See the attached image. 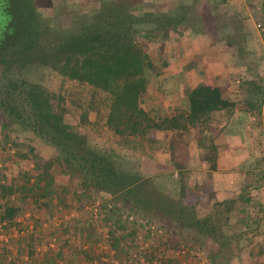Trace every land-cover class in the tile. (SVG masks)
Segmentation results:
<instances>
[{"label":"trees","instance_id":"obj_1","mask_svg":"<svg viewBox=\"0 0 264 264\" xmlns=\"http://www.w3.org/2000/svg\"><path fill=\"white\" fill-rule=\"evenodd\" d=\"M132 1L135 0H102L95 13L90 17L79 15L76 27L58 40L45 23L42 29H38L41 36L30 39L32 50L39 49L34 56L61 76L87 83L108 94L110 104L106 126L115 135L126 141L133 138L151 145L160 141L155 135L157 132L196 130L199 143L208 150L203 153V158L212 162L217 155L212 136L215 113L234 110L242 102L225 98L220 86L199 83L188 91V110L184 112L157 116L144 105L147 72L154 70L147 50L150 40L165 42L171 33L180 37L185 32L200 33L205 31V24L195 16V4H181L170 12L156 14L152 11L137 13ZM230 18L234 33L221 40L234 45L241 58L247 40L243 20L239 15ZM196 20L200 25L194 28L195 25L191 24ZM221 24L228 27L226 22ZM30 32L33 35L39 33L37 30ZM21 93L23 102L14 101L5 107L9 117L28 122L37 136L48 139L47 134H50V142L60 150L58 155L45 158L35 156L36 147L26 145L27 153L21 155L35 157L33 170L36 172H24L19 186L6 184L0 187L1 199H10L15 193L23 197L22 209L6 207L4 214L0 215V223L6 231L19 233L12 241L20 246L26 245V262L32 261L41 241L50 238L54 239V245L46 243L47 251L37 264H113L114 258L125 260L127 264H180L177 258L159 261L155 251L142 248L143 232L146 236L152 235L147 228L149 223L169 225L179 222L184 229L215 236L229 225L227 214L238 202H230L231 206L217 203L215 213L200 217L196 207L200 201V185L188 183L187 164L179 156L180 162L175 156L172 158L182 183L177 198H174L159 189L151 177L126 170L114 154L91 146L87 135L76 131L75 126L67 121L69 109L64 105L62 95L37 82L23 86ZM247 105L252 103H243V107ZM24 109H28L26 116L22 115ZM79 118L81 124L88 123V111L84 109ZM57 165L63 177H68L70 185L76 181L79 197L94 198L90 200L92 202L99 200L97 216L92 218L95 222L84 226L75 217L66 219L67 208L64 209L62 201L70 187L58 182ZM27 205H35L47 215V226L44 227V222L39 221L33 212L32 218L27 220H32L34 231L22 235L27 224L18 220V213H24ZM130 216H133L131 221L128 220ZM52 217L55 218L53 221ZM233 237L216 238L223 250ZM102 241L106 242L107 248L100 252L98 247ZM1 248L5 250L4 246ZM219 251L213 254L215 260L221 255L222 251Z\"/></svg>","mask_w":264,"mask_h":264},{"label":"rangeland","instance_id":"obj_2","mask_svg":"<svg viewBox=\"0 0 264 264\" xmlns=\"http://www.w3.org/2000/svg\"><path fill=\"white\" fill-rule=\"evenodd\" d=\"M66 1L74 3L72 6L74 12L85 17H90L98 10L100 2L102 0ZM141 1L142 0L132 1L135 4L134 6L137 13L143 11H152L158 14L174 9L173 7H176L179 3H189L192 0H161L164 1L161 5H157L156 2H160V0H147L148 2L142 1V4ZM199 1L201 3V0ZM145 2L146 4H144ZM200 6H194L196 10L194 13L195 16L199 17L198 14L200 8H203L207 12H210L206 5L200 4ZM222 17L225 19L229 18L227 14H224V16H221V21L215 22L212 21V19L210 21H207V26L211 27V37L209 39L213 41V45H219L218 42H224L221 40L222 38L220 37V35L222 36L224 35L223 33L226 34L228 31L233 30V28H226V30L222 29L221 23L224 22L222 21ZM193 23L194 24L191 25H195L194 28H197V25H200L197 20ZM253 29L256 32V28L254 27ZM260 34L263 35V32ZM251 38V41H253V45H257V48L261 49L260 36H258L257 32L255 35L253 32ZM173 39L174 40H167L168 49L169 47H171V45L174 46L176 37ZM150 41L151 42L147 44V50L150 54L151 59L153 60L154 70L147 72L149 90L145 96L144 105L147 109H151V111L157 116L171 115L179 111L184 112L187 110L186 107L188 106V99L186 95L182 96V91L184 92L185 89L182 88L181 84L184 83L186 79H188L189 81L195 80L197 78V75L192 74L190 76H186V74H183L181 70H179V68L177 69L174 66V64L179 63V60L177 59H175L173 67L171 66V70H169V68H166V65L162 63L161 59L159 58V55L162 56V54L160 53L165 48L166 43H164V41L162 40H159L155 43L153 42L154 40ZM185 49L188 50L184 51L185 53H193V50L190 49V46L186 47ZM189 50L192 52H189ZM189 58L187 57L186 59ZM237 61L239 62V66L255 65L254 54L252 56L251 52L249 51H245L244 57L239 58ZM190 65H192V67H198V64L195 61H193V63H189V66ZM242 70L243 69L237 70V74L233 78V80L246 77V75L241 73ZM251 72L253 73L254 71L251 70ZM171 73H174L173 79L170 78ZM255 73L258 74L259 77L264 78V70L259 68L254 72V74ZM166 79L171 80V84H169L168 82H164ZM29 81L41 83L51 91L64 97V105L69 109V112L66 114L68 119L67 121L71 122L75 126L76 131L87 135L88 142L91 146L98 150H101L102 152L114 154L117 159L122 162V164L124 165L123 167L126 170L136 171L143 174L144 176L151 177L158 188L167 193L170 197L177 198L178 191L180 190V184H182L178 179L177 168H175L172 163L173 155L175 156V153L177 151H179L180 153L187 152L185 156L190 153L192 159V157H198L196 154H202L204 152L207 153L208 151L206 150L200 153L197 141L198 132H196V130L189 132H157L155 135L158 137H156L158 140L160 139V141L156 144L151 145L145 141L132 140L133 138H130V140L126 141L120 136L115 135L106 126V116L108 113L110 100L108 94H106L105 92L97 90L87 83H80L75 80L67 79L50 68H42L35 75H32ZM162 81L163 84H159ZM176 82H181L179 84L180 86H174L175 84H177ZM15 101L19 103L23 102L22 99H18ZM84 109L88 111L89 122L81 124L79 122V117L80 113ZM27 110L25 111L24 109L22 115L26 116ZM225 116L227 115H219L220 124L222 123L223 119H225ZM256 121H258V119ZM220 124L215 127L217 128ZM49 135L47 134L48 139L43 138V136H37L28 122L14 118L13 116L12 118H10L7 114V109L0 108V187L6 184H15L16 186H19L22 183V175L24 174V172H36L33 170L35 157L28 156L25 158L21 155L22 153H27L26 145H32L36 147L37 155L35 156L49 158L60 153L59 148L55 146V144L50 142ZM177 160L179 162L181 161V159ZM258 164L260 165V163ZM259 165H257V163H254L251 167L256 168ZM237 168L244 169V166ZM208 169L210 170L209 166L206 167L202 164H197L196 162H193L189 168L187 167V170L189 171L188 177L190 176L191 185L194 182H199L201 178H207L208 176H206V171ZM55 173L57 175L58 182L65 183L70 187L65 200L62 201L64 202V209L67 208V213L65 212L64 214L66 219L75 217L76 219L82 221L84 223V226H87L88 222H93L95 219L92 218L96 217L98 213L97 209L100 203L99 200L95 199L94 202H92L90 200L94 198H90V200H87L84 197H79V195L76 194V181H72L70 185L68 177H63V175L61 174L60 166L57 165ZM262 183L264 184L263 180ZM22 198V195H20L19 193H15L10 199H1L0 193V215L4 214L5 208L9 206H15L22 209ZM27 206L28 209H26L24 213H18V220H20L24 224H29L28 226L25 225V235L29 233L27 227L29 229V226L32 225V220H27V218H32L33 212H35V215L39 218V221L42 220V222H44L42 223V225L44 227L47 226V223L45 222V218L47 217V215H45L42 211H39L35 205ZM196 207L198 215L201 217L210 215L211 213H215L214 211L216 204L211 205V203L205 197H202V199L200 198V201ZM221 209L222 208H219L218 210ZM227 215L230 216V214ZM54 219L55 218L52 217V221ZM157 225H161L162 228H165L166 233L164 232L162 235L155 234L154 236H146L143 232V234L141 235L143 236V240L140 244L143 249L150 248L155 251L157 259H160L159 261L165 260V258L167 257L166 254H168V257L177 258L180 264H204V262L201 260L206 259L211 261L210 264H248L245 262H230L229 257H231V255H233L235 251H233L230 247H224L223 250L220 247V243H218L219 239L216 237L224 238L225 236H230L233 233V231L226 225L222 228L221 232L217 234V236L211 234L208 235L209 233L203 234L202 232H198L197 234L196 230L182 228L179 222H174V224L169 225H163V223L159 222L157 223ZM38 227L42 228L40 225H38ZM118 232L121 233L120 231ZM104 234L105 233L103 232V235ZM15 238L16 237H13L7 244H0V249H2L1 247L4 246L6 253H14V259H16L14 261H18V264H25V262L27 261L25 257H28L27 247L25 244L20 246L18 242H13L12 240ZM47 241L48 238H45L41 241L42 244L39 245V251L37 249L32 261L30 263H26L37 264L40 259H43L45 255L44 252L47 251V248L45 247ZM105 243V241H102L100 243L98 251H103V249L101 250V248L105 247ZM6 248L9 249L7 250ZM216 251L222 252L220 257L215 260L213 254ZM41 253H43V255H41ZM1 259L2 258H0V261ZM1 263L16 264L13 261L9 260L8 262L3 261ZM252 264L264 263L259 262Z\"/></svg>","mask_w":264,"mask_h":264},{"label":"crops","instance_id":"obj_3","mask_svg":"<svg viewBox=\"0 0 264 264\" xmlns=\"http://www.w3.org/2000/svg\"><path fill=\"white\" fill-rule=\"evenodd\" d=\"M156 2L157 5H161L164 1L160 0V2ZM181 4H195L197 6L204 4L208 7L210 12L200 8V6L198 14L199 19L205 24V31L198 34L195 32H185L181 37L175 33H171L169 40H174L173 38L176 37V42L169 49L167 48L168 41L164 42L166 43L165 50L163 49L160 53L162 56L159 55L161 62L166 65V68L171 70L175 59H177L179 63L174 64V66L177 69L179 68L183 74H186V76L197 75L195 80H183L184 83L181 85L185 90L184 92L181 90L182 96H187L188 91L199 83H206L222 87L225 98L242 103L238 104L234 110H222L215 113L216 120L213 124L212 136L213 143L217 147V155L212 162L203 160L202 152L206 151V147L199 143L198 137V146L202 154H196L198 157H192L191 159L190 153L185 156L187 152L180 153L177 151L175 157L178 158L179 156L184 160L183 162L187 164L188 168L193 162L206 167L214 166L213 169L210 168V170L206 171L207 178H201L199 182L193 183L200 185L198 195L201 199L205 197L211 205L226 203V205L231 206L230 202H238L230 212L229 225H227L233 231L232 235L234 236L228 247L235 251L229 257V261L245 262L248 264L264 263V184L262 183L264 170V78L259 77L256 73L254 74L259 68L264 70V32L261 35L262 31L256 26L259 22L264 24V0H201V3L199 0H192L189 3H179L178 5ZM176 7L173 8L175 9ZM171 10L166 12H170ZM224 14L229 16L228 19L222 17V21L228 24L227 28H233L230 24L231 16L239 15L243 20V32L247 38L244 50L251 52L252 56L254 54L255 65L239 66L237 60L240 57L234 45L228 44L226 41L218 42L219 45H213V41L209 39L211 37V27L207 26V21L211 19L215 22L221 21V16H224ZM221 26L222 29L226 30L223 24ZM254 27L258 36H260L261 49H258L257 45H253V41H251L253 32L254 35L256 34L253 29ZM233 33L234 30H231L226 34L223 33L224 35H220V37H226ZM188 46L193 50L192 54L184 52ZM189 52L192 51L189 50ZM187 57L190 58L186 59ZM193 61L198 64L197 68L192 67V65L189 66V63H193ZM238 69H243L241 73L246 75V77L233 80ZM251 70L254 72L252 73ZM173 77L174 73H171L170 78L173 79ZM164 82L171 84L172 81L166 79ZM176 83L173 85L180 86L181 82ZM159 84H163V81ZM148 90L149 88L147 87V93ZM247 102L252 103V105L241 106ZM187 107L186 109L188 110ZM220 114L227 115L221 124L219 121ZM257 119L258 121H256ZM218 124L220 125L217 129L215 126ZM254 163H257V165L260 163V165L252 168L251 166ZM241 166H244V169L237 168ZM186 179L191 184L190 176ZM28 231L34 230L31 228ZM28 235L30 234L28 233ZM49 240L50 238H48ZM39 245L36 247L38 251ZM9 248L6 249L8 250ZM166 255L165 260L172 258L168 257V254ZM0 258L3 259H1L2 262H8V260L14 262L16 260L14 259V253L8 254L3 249H0ZM25 259L27 260L28 257H25ZM113 264L127 263L125 260L118 261L114 258ZM145 264H149V262Z\"/></svg>","mask_w":264,"mask_h":264},{"label":"flooded vegetation","instance_id":"obj_4","mask_svg":"<svg viewBox=\"0 0 264 264\" xmlns=\"http://www.w3.org/2000/svg\"><path fill=\"white\" fill-rule=\"evenodd\" d=\"M66 0H0V108L22 99L23 86L42 68L30 39L47 23L58 40L76 27L79 14ZM37 30L34 35L30 32ZM36 83V82H33ZM38 83V82H37ZM21 88V89H20Z\"/></svg>","mask_w":264,"mask_h":264},{"label":"built area","instance_id":"obj_5","mask_svg":"<svg viewBox=\"0 0 264 264\" xmlns=\"http://www.w3.org/2000/svg\"><path fill=\"white\" fill-rule=\"evenodd\" d=\"M257 28L260 30V31H262V32H264V24L263 23H261V22H259V23H257ZM262 180H263V182H264V170H263V177H262ZM133 219V216H130V217H128V220L129 221H131ZM2 224L3 223H0V244H7L13 237H16V236H18L19 235V233L18 232H16V231H13V233L12 232H9V231H6L4 228H3V226H2ZM30 228H32V225L31 226H29V229ZM148 229H149V231H150V233L152 234V235H159V234H163L164 232H165V229L164 228H162L161 227V225H157L156 223H149V225H148V227H147ZM28 229V228H27ZM23 234H25L24 232H22V235ZM54 245V239H51L50 241H49V246H53ZM199 250V249H198ZM184 252V251H183ZM104 260H105V258H104ZM207 260V259H206ZM201 260V261H203L204 262V264H210L211 263V261H209V260ZM199 263V262H198ZM201 263V262H200Z\"/></svg>","mask_w":264,"mask_h":264},{"label":"water","instance_id":"obj_6","mask_svg":"<svg viewBox=\"0 0 264 264\" xmlns=\"http://www.w3.org/2000/svg\"><path fill=\"white\" fill-rule=\"evenodd\" d=\"M37 1H39V0H37Z\"/></svg>","mask_w":264,"mask_h":264}]
</instances>
